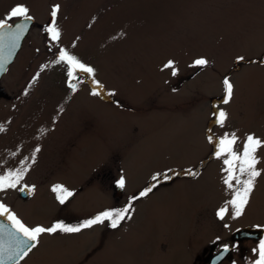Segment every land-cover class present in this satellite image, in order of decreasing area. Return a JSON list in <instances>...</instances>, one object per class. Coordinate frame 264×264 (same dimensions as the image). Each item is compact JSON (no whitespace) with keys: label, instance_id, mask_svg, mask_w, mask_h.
I'll return each mask as SVG.
<instances>
[{"label":"rangeland","instance_id":"rangeland-1","mask_svg":"<svg viewBox=\"0 0 264 264\" xmlns=\"http://www.w3.org/2000/svg\"><path fill=\"white\" fill-rule=\"evenodd\" d=\"M17 5L35 23L1 82L14 101L0 100V175L28 170L0 200L29 227L76 226L129 198L135 204L114 231L102 223L92 227L100 234H43L22 264H192L237 230L264 229V147L239 217L229 201L242 186L225 184L229 157L217 156L225 135L235 134L241 155L248 135L264 141V0H0V19ZM54 5L57 43L44 35ZM60 48L95 70L77 73L75 92L64 65L53 63ZM200 58L209 63L195 65ZM225 78L233 96L215 108L210 101L224 99ZM99 88L113 103L92 95ZM210 105L218 119L227 114L223 126H209ZM119 166L124 199L116 201L99 177ZM235 175L248 178L238 162ZM154 176L160 180L140 196ZM56 184L74 194L64 204L51 190ZM260 242H241L224 264H254Z\"/></svg>","mask_w":264,"mask_h":264},{"label":"snow or ice","instance_id":"snow-or-ice-1","mask_svg":"<svg viewBox=\"0 0 264 264\" xmlns=\"http://www.w3.org/2000/svg\"><path fill=\"white\" fill-rule=\"evenodd\" d=\"M60 10L59 5H55L51 12V22L50 25L45 29V31L49 34L51 41L57 43L60 41L61 38V31L57 25L56 17ZM29 9L24 5H17L14 6L10 12L7 14L5 19H0V30L8 29L10 32L12 31L13 27L15 28L14 38L18 40L21 38L23 33L28 29V23L33 20V17L29 14ZM12 19H19L22 22L16 23L14 26L9 24L8 21ZM238 59L243 60L244 57H238ZM55 64H63L67 68V76L69 78V87L73 92L77 89V83L80 81L77 79V73H85V74H93L94 69L88 65L82 63L76 56L71 54L67 49L60 48L58 53V58L53 62ZM195 65L205 66L209 63L207 59L200 58L197 59ZM47 65L41 66V71H43ZM165 68H172V74L176 75V70L173 67V62L169 61ZM39 73H37V77H34L35 80L38 78ZM94 83L99 87V82L94 81ZM225 86V99L224 103H228L231 97L233 96V89L234 85L225 78L224 81ZM27 94V93H25ZM102 93L93 90L92 95H101ZM108 95H113V93H108ZM227 118V114L223 111L219 112V119L218 123L223 126L225 119ZM0 131H3V128H0ZM211 141L212 138L209 137ZM237 142V137L235 134L231 135L229 138L228 135H225L222 139L219 140V145L221 146V150L217 152V156L221 154V152L227 153L228 159L224 160V163L229 167L226 169L229 175L225 178V184L229 188H233L234 185L232 183L235 180L236 185H241L242 187L236 189L234 191V198L229 201V203L235 209V216L239 217L242 215L244 206L248 203L249 196L252 193L254 187L255 178L260 176L261 173L256 170L255 166L259 162L256 158V152L259 148L264 147V141H261L258 138H255L253 135H248L246 137V141L243 146L242 155L237 153L233 148ZM39 151V148L36 149ZM35 160V156H33V162ZM239 164V172L241 175L247 173V179L241 180L238 176L235 175V166L236 163ZM27 168L23 169V171H14L10 172L6 175H0V191H4L6 189L16 188L17 185L20 183L21 179L23 178L25 172H27ZM119 187L123 188L125 181L124 178L118 181ZM20 192L25 191L24 187H20L18 189ZM54 193H56V199L59 201L60 204H64L70 197L74 194L72 191L68 190L65 186L61 184H56L51 189ZM152 189L148 188L145 191L140 193V196H146L148 192ZM131 210V205L122 208V209H112L106 210L95 217L83 221L81 224L76 226H71L64 224L62 222H58L53 224L51 227H43L37 225L36 227H29L25 225L17 215L12 212L5 204L0 203V217H6L7 220L12 222V228L15 229V234L17 239V246L13 249L12 254L9 256L10 259H23L28 253L36 248L39 239L43 234H55L57 232L63 233H78L81 229L91 228L93 225L102 224L105 221L110 222V227L116 228L120 221L125 219H130L131 216L129 215ZM227 211V208H222L217 213L221 219H223L224 213ZM2 227V226H0ZM22 237V238H21ZM224 251H228V247L225 246ZM253 251H257L254 249ZM0 255H2V249H0ZM254 264H264V240H261L258 249V259L254 261Z\"/></svg>","mask_w":264,"mask_h":264},{"label":"water","instance_id":"water-1","mask_svg":"<svg viewBox=\"0 0 264 264\" xmlns=\"http://www.w3.org/2000/svg\"><path fill=\"white\" fill-rule=\"evenodd\" d=\"M49 21L51 22V18ZM21 22L22 21L20 20L17 23H21ZM32 23H33V20L28 23V29L23 33L21 38L18 40H15L14 38V32H15L14 27L11 32L8 29L0 30V79L7 72L8 67L13 63L15 57L17 56V53L19 52L22 46L24 38L27 36L30 30ZM0 97H7L2 91V89H0ZM122 194L123 192L119 188H116L113 194V197L119 198V197H122ZM26 195H27L26 191L25 193H22L23 197H25ZM256 233L263 234L264 229L244 228V229L237 231L234 237L236 239H248V238L256 239V238L261 237V234H256ZM11 243H12L11 236H4V237L0 236V246L5 245V244H11ZM228 252L229 251L225 252L224 250H222L220 253L214 255L209 264H219L225 258ZM5 253L9 254L10 251H7Z\"/></svg>","mask_w":264,"mask_h":264},{"label":"flooded vegetation","instance_id":"flooded-vegetation-1","mask_svg":"<svg viewBox=\"0 0 264 264\" xmlns=\"http://www.w3.org/2000/svg\"><path fill=\"white\" fill-rule=\"evenodd\" d=\"M63 72H65V75L67 76V69L66 70H63ZM81 73V72H80ZM81 74H83V73H81ZM68 77V76H67ZM190 79V78H189ZM188 79V80H189ZM69 81V78L66 80V82H68ZM66 87L67 88H69V89H71L67 84H66ZM100 90H101V88H100ZM99 90V91H100ZM102 97H103V95H101ZM1 100V99H0ZM2 101H5V102H8V103H11V102H13L14 101V99H13V96H11V95H7V100H2ZM105 102H109V103H113V100H112V98H109V99H107ZM103 167V166H102ZM101 169H104V168H101ZM119 172H121V170L120 169H117V168H114V167H110L107 171H106V173H104V174H102L99 178H100V181H101V183L103 184V182L105 183V184H107V187H106V189L107 190H109L110 189V192H111V195H112V193H113V189L115 188V187H117V185H116V181H115V177L117 176V174L119 173ZM170 177L172 178V176L170 175ZM163 181H166V182H169V181H171V179H169L168 177H165V179L163 180ZM93 183H95V182H93V180H90L89 182H88V184L87 185H90V184H93ZM23 187H27V186H23ZM85 187V185H82V186H80L79 188H78V190L80 191V190H82L83 188ZM101 188H102V185H101ZM109 188V189H108ZM124 199V195H123V197L122 198H120V199H113V200H116V201H121V200H123ZM134 200V198H129V199H127L126 200V202H125V204H124V206H122L123 208H125V207H127V206H129V204H130V201H133ZM133 206H135V204H132ZM112 209H117V207H111V209H109V210H112ZM124 220H122V221H120V223L121 222H123ZM56 223H58V222H56ZM103 225L106 227V228H111L113 231L114 230H116L120 225H118L116 228H112V227H110V222L109 221H105L104 223H103ZM93 226H95V225H93ZM92 226V227H93ZM92 227L91 228H85V229H81V231L80 232H84V231H88V230H90V229H92ZM242 229H244V228H242ZM241 230V229H240ZM237 231H239V230H237ZM237 231H235L234 233H232L230 236H229V239H228V241H223L216 249H214V247H212V246H210V249L208 250L206 247L204 248V256H203V258L201 259V258H198L197 260H195L192 264H209L210 263V261H211V259H212V257L214 256V255H216V254H218V253H220L222 250H224V248H225V246H227L228 247V253H227V255L225 256V258L219 263V264H224V262H226L227 261V258H228V256L232 253V252H235L236 250H241V248H240V243L241 242H244L245 240H248V239H254V238H248V239H236L234 236L236 235V232ZM91 233H98V234H100V231H94V230H92V232ZM256 234H261V236L262 237H259V238H261V240H264V233L262 234V233H256ZM258 239V238H257ZM216 243V242H215ZM260 244V243H259ZM259 244H258V246H259ZM212 245H215V244H212ZM258 249H259V247L257 248V253H258ZM31 255V251L28 253V255L27 256H25L21 261H19V262H17L16 264H22L29 256ZM256 259H258V255H257V258Z\"/></svg>","mask_w":264,"mask_h":264},{"label":"trees","instance_id":"trees-1","mask_svg":"<svg viewBox=\"0 0 264 264\" xmlns=\"http://www.w3.org/2000/svg\"><path fill=\"white\" fill-rule=\"evenodd\" d=\"M260 62H261V63H264V54H263V56H262ZM238 67H239L238 65L234 66L233 70H237ZM224 99H225V98H224ZM212 102H213V106H216L218 103H220V102L217 101V100H213ZM211 142H213V144L216 143V141L213 140V139L211 140ZM206 161H207V160H205V161L202 163V165L199 167V171H200V169L204 166V164L206 163ZM177 175H178V174H176V176H177ZM179 175H180V176H188V175H191V174H186V173H184V172H181V173H179ZM156 180H157V177L155 176V177L153 178L151 184H152L153 182H155Z\"/></svg>","mask_w":264,"mask_h":264},{"label":"bare ground","instance_id":"bare-ground-1","mask_svg":"<svg viewBox=\"0 0 264 264\" xmlns=\"http://www.w3.org/2000/svg\"><path fill=\"white\" fill-rule=\"evenodd\" d=\"M59 13V12H58ZM58 15V14H57ZM103 94V93H102ZM101 94V95H102ZM103 97H104V100H107L108 99V97L105 95V94H103Z\"/></svg>","mask_w":264,"mask_h":264}]
</instances>
